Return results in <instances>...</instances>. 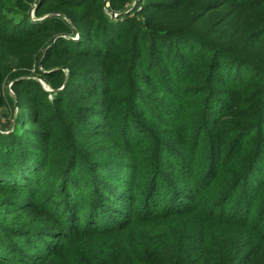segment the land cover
Wrapping results in <instances>:
<instances>
[{
    "label": "trees",
    "instance_id": "1",
    "mask_svg": "<svg viewBox=\"0 0 264 264\" xmlns=\"http://www.w3.org/2000/svg\"><path fill=\"white\" fill-rule=\"evenodd\" d=\"M77 1L23 3L53 13L27 33L41 50L59 33L81 40L57 52L69 79L54 73L64 90L50 109L0 133V206L11 217L0 216V264H245L238 242L264 248V0H137L136 18L180 22L125 17L117 28L103 0ZM227 6L205 33L194 29L199 10ZM9 39L0 36V83ZM47 173L57 176L45 192ZM224 230L246 240L233 246Z\"/></svg>",
    "mask_w": 264,
    "mask_h": 264
},
{
    "label": "rangeland",
    "instance_id": "2",
    "mask_svg": "<svg viewBox=\"0 0 264 264\" xmlns=\"http://www.w3.org/2000/svg\"><path fill=\"white\" fill-rule=\"evenodd\" d=\"M26 0H0V36L9 37L11 43H8L4 49L9 52L13 57L6 61L3 66L4 79L0 83V133L7 135L16 128V122L20 117H23L24 113L29 111H37L40 113V109L48 111L49 102L52 101V92H63L64 85L53 77L54 73L57 71H62L65 75V82L69 79L68 70L62 67L60 64L65 59L63 56L59 55L60 49L65 51L73 50L72 43H78L81 40L80 32L76 29L70 34H57L50 44L45 49H40L37 39L35 36H30L28 31L32 27H38L41 25H46L48 19L52 14H47L44 16L35 15V8L33 7L30 11L23 10V3ZM196 5H199L200 0H194ZM77 2H81L77 1ZM76 2V3H77ZM39 4V0L37 2ZM137 4V0H103V13L106 16L108 24L110 27H121L125 23V17L129 19L136 18L133 13ZM34 6V5H32ZM204 8V7H202ZM229 11V6L226 8L215 10L210 14H206V9H201L198 11V17H202L199 21L195 23L194 29L200 30V33H205L208 26L221 19H224ZM29 15L27 20L24 19V15ZM154 14H145L143 16H138L136 19H151L153 18L156 23L163 25L164 27H174L178 21L177 13H167L155 17ZM66 24L74 28L71 22L63 18ZM224 22V25L218 29V33L226 34L225 43L230 39L227 35V30L229 27V21ZM107 43H109L107 41ZM106 41H101L97 43L96 46L100 50H105L107 46ZM87 46V45H86ZM200 48L199 46H197ZM201 47H204L202 45ZM197 48V49H198ZM232 64H236L234 60L231 61ZM236 70V69H235ZM38 83L42 89L47 93L42 94L36 86L32 83ZM64 82V83H65ZM55 84L59 86L56 91L52 88ZM116 87H118L116 85ZM18 129V128H17ZM162 130V128H160ZM256 132V131H255ZM254 132V133H255ZM55 173H47L45 179V192L48 191V187L53 185L55 181ZM53 178V179H52ZM232 205L227 208V216H231L230 212L232 210ZM0 216L8 221L11 217H6L4 209L0 206ZM3 210V211H2ZM135 232H133V235ZM245 232L241 230H224L222 232L223 238H227L229 242L233 244L236 241L237 236L243 237L246 240ZM132 239V237H130ZM239 240V239H238ZM121 242L127 241L125 238L120 239ZM106 244H102V248H105ZM230 245V244H228ZM234 246V244H233ZM228 250L232 248L227 246ZM235 254H238L239 259L246 258L245 264H264V254L259 251H264L261 244H241L238 242L236 247H234ZM262 255V256H261ZM243 257V258H242ZM197 256L192 259L196 261ZM209 260V259H208ZM197 262V261H196ZM205 264H211V262H206Z\"/></svg>",
    "mask_w": 264,
    "mask_h": 264
}]
</instances>
